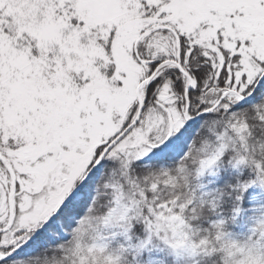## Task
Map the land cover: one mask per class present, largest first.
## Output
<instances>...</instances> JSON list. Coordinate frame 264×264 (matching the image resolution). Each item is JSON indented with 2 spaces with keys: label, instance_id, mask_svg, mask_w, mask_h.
Returning <instances> with one entry per match:
<instances>
[{
  "label": "snow or ice",
  "instance_id": "snow-or-ice-1",
  "mask_svg": "<svg viewBox=\"0 0 264 264\" xmlns=\"http://www.w3.org/2000/svg\"><path fill=\"white\" fill-rule=\"evenodd\" d=\"M41 257L264 264V0H0V264Z\"/></svg>",
  "mask_w": 264,
  "mask_h": 264
},
{
  "label": "trees",
  "instance_id": "trees-1",
  "mask_svg": "<svg viewBox=\"0 0 264 264\" xmlns=\"http://www.w3.org/2000/svg\"><path fill=\"white\" fill-rule=\"evenodd\" d=\"M250 226H251V225H247V226H245L244 228H239V227H237V228L235 229V231L237 232V234L243 235V234H245V233L247 232V230H248V228H249Z\"/></svg>",
  "mask_w": 264,
  "mask_h": 264
},
{
  "label": "clouds",
  "instance_id": "clouds-1",
  "mask_svg": "<svg viewBox=\"0 0 264 264\" xmlns=\"http://www.w3.org/2000/svg\"><path fill=\"white\" fill-rule=\"evenodd\" d=\"M38 264H44L43 257H41V259L39 260Z\"/></svg>",
  "mask_w": 264,
  "mask_h": 264
}]
</instances>
